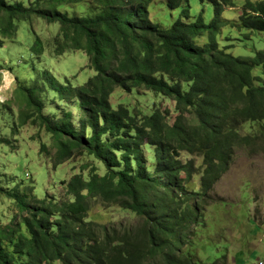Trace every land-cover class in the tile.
<instances>
[{"label": "trees", "instance_id": "trees-1", "mask_svg": "<svg viewBox=\"0 0 264 264\" xmlns=\"http://www.w3.org/2000/svg\"><path fill=\"white\" fill-rule=\"evenodd\" d=\"M83 0H48L26 7L0 0V16L8 18L3 34L16 21L32 17L59 24L55 46L83 50L95 74L83 84H59L57 90L78 102L79 126L71 112L52 118L37 103V118L57 140V159L86 152L105 166L93 165L86 178L73 174L70 198L6 192L24 214L0 226V264H197L192 237L200 226L199 204L226 173L234 148L264 152V82L255 75L264 65V49L253 57H237L216 41L223 5L210 0L213 17L182 19L162 28L149 19L153 0H95L104 6L95 16H69L58 7ZM169 9L187 0H164ZM182 16L190 18L185 8ZM240 27L264 34V1L244 0ZM207 36V42L197 40ZM149 90L174 101L177 114L168 122L159 108L132 112L110 101L113 91ZM29 102L35 104L33 90ZM185 113L193 115L191 125ZM249 133L242 134V129ZM1 142V141H0ZM153 148L147 168L142 146ZM260 145V146H259ZM42 147H45L43 144ZM202 157L201 191H188L198 174L192 159ZM200 174V172H199ZM118 205L137 217L132 222L100 223L88 219L93 200ZM193 225L194 228H193ZM190 246V250H184Z\"/></svg>", "mask_w": 264, "mask_h": 264}, {"label": "rangeland", "instance_id": "rangeland-1", "mask_svg": "<svg viewBox=\"0 0 264 264\" xmlns=\"http://www.w3.org/2000/svg\"><path fill=\"white\" fill-rule=\"evenodd\" d=\"M9 4L23 3L26 7L48 0H6ZM258 1V0H252ZM264 1V0H259ZM234 6L223 5L220 19L225 23L217 31L220 49L237 57H253L264 49V34L248 32L240 27L239 16L244 0H233ZM190 18L182 16L184 9ZM104 6L95 0L64 3L58 10L69 16H95ZM149 19L162 28H169L177 19L194 22L202 14L205 23L213 17L210 0H187L179 8L169 9L164 0H153L148 7ZM8 18L0 16V226L11 223L24 214L6 192L47 195L55 200L70 198L67 182L75 173L88 178L93 165L104 173L105 166L86 152L76 150L74 155L60 163L57 159V140L37 118L36 104L42 103V112L52 118H65L71 112L72 123L79 126L78 102L69 100L56 88L61 84H83L95 71L83 50L55 46L61 38L59 24H49L44 19L32 17L16 21L10 34H3ZM199 45L207 42L204 35ZM255 75L264 82V65H256ZM33 90L36 103L29 102ZM113 108L124 105L132 112L150 113L159 108L166 112L168 122L177 114L174 101L149 90L124 92L116 88L110 96ZM187 122L195 124L193 115L185 113ZM242 129V134L249 133ZM45 147H42V145ZM260 146V145H259ZM147 168L153 166L154 151L143 145ZM182 161L194 162L198 174L187 184L188 191H201L199 187L203 170L202 157L181 154ZM229 168L206 198L199 204L202 224L194 228L193 252L197 264H264V152L247 146L231 151ZM153 168V167H152ZM200 172V174H199ZM88 219L100 223L132 222L137 220L118 205L93 200ZM190 250V246L184 250Z\"/></svg>", "mask_w": 264, "mask_h": 264}, {"label": "built area", "instance_id": "built-area-1", "mask_svg": "<svg viewBox=\"0 0 264 264\" xmlns=\"http://www.w3.org/2000/svg\"><path fill=\"white\" fill-rule=\"evenodd\" d=\"M257 264H263L262 262H258Z\"/></svg>", "mask_w": 264, "mask_h": 264}]
</instances>
